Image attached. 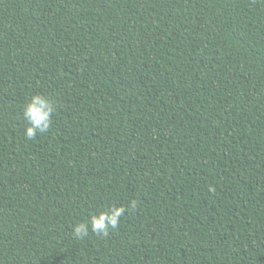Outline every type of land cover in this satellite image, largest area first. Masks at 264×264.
I'll return each instance as SVG.
<instances>
[{
  "label": "trees",
  "instance_id": "obj_1",
  "mask_svg": "<svg viewBox=\"0 0 264 264\" xmlns=\"http://www.w3.org/2000/svg\"><path fill=\"white\" fill-rule=\"evenodd\" d=\"M0 264H264V0H0Z\"/></svg>",
  "mask_w": 264,
  "mask_h": 264
},
{
  "label": "clouds",
  "instance_id": "obj_2",
  "mask_svg": "<svg viewBox=\"0 0 264 264\" xmlns=\"http://www.w3.org/2000/svg\"><path fill=\"white\" fill-rule=\"evenodd\" d=\"M55 102L39 93L33 94L22 107V118L25 121V139L33 140L49 131L55 113ZM137 208V201L130 200L127 205H112L108 209L93 215L88 222L75 223L72 232L75 238L84 239L89 232L97 237H105L109 231L116 229L121 218L129 210Z\"/></svg>",
  "mask_w": 264,
  "mask_h": 264
}]
</instances>
